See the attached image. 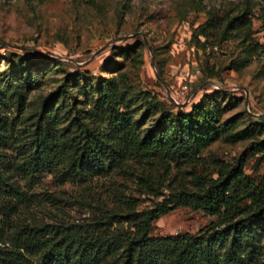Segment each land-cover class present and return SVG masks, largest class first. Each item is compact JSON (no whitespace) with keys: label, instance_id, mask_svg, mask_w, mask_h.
<instances>
[{"label":"rangeland","instance_id":"obj_1","mask_svg":"<svg viewBox=\"0 0 264 264\" xmlns=\"http://www.w3.org/2000/svg\"><path fill=\"white\" fill-rule=\"evenodd\" d=\"M99 79L139 138L162 112L148 95L173 113L199 105L215 112L218 135L195 154L149 157L130 146L114 160L75 167L84 127L110 130L93 85ZM40 116L58 137L60 155L37 170L26 158ZM0 162L21 192L0 193L3 210L14 206L0 246H11L9 237L25 224L67 226L124 214L146 172L191 189L218 170L263 173L264 0H0ZM211 219L175 209L155 224L167 235L196 232ZM105 220L98 226L104 232L128 229L121 218ZM251 240L257 264H264V227ZM248 252L237 248L243 260ZM122 261L119 249L98 264Z\"/></svg>","mask_w":264,"mask_h":264},{"label":"trees","instance_id":"obj_2","mask_svg":"<svg viewBox=\"0 0 264 264\" xmlns=\"http://www.w3.org/2000/svg\"><path fill=\"white\" fill-rule=\"evenodd\" d=\"M24 79L28 84L33 81L29 73ZM105 82L99 79L93 85L100 95L98 102L107 108L110 130L101 132L84 127L81 142L73 151L75 167L114 160L130 146L149 157L195 154L218 135L215 112L199 105L187 113H173L148 95L162 112L148 135L139 138L131 132L130 116L120 111L112 88ZM33 137L26 162L37 170L55 165L60 142L43 116L37 121ZM2 166L0 162V193L18 198L21 192L9 182ZM234 170H218L216 178L195 189L183 184H166L164 178L146 172L140 177L138 195L131 198L132 206L124 214L110 212L95 223L65 226L35 222L17 227L9 237L11 246H0V264H35L36 257L43 264H98L119 249H122V264H257L251 234L264 227V172L254 168L247 175L242 170ZM145 202L149 204L136 208ZM91 203L89 200L88 204ZM175 209L212 219L196 232L159 234L155 223ZM13 211V205L4 210L0 205L2 231L10 226ZM114 218L127 222L128 229L104 232L106 228H98L109 223L105 219ZM238 247L249 249L246 260L237 253Z\"/></svg>","mask_w":264,"mask_h":264}]
</instances>
